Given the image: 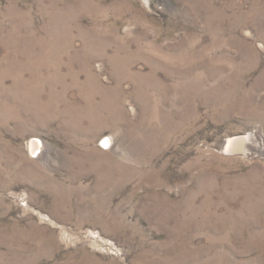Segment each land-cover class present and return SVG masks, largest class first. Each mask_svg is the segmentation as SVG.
<instances>
[{
    "label": "rangeland",
    "instance_id": "1",
    "mask_svg": "<svg viewBox=\"0 0 264 264\" xmlns=\"http://www.w3.org/2000/svg\"><path fill=\"white\" fill-rule=\"evenodd\" d=\"M0 61V264H264V0H0Z\"/></svg>",
    "mask_w": 264,
    "mask_h": 264
},
{
    "label": "bare ground",
    "instance_id": "2",
    "mask_svg": "<svg viewBox=\"0 0 264 264\" xmlns=\"http://www.w3.org/2000/svg\"><path fill=\"white\" fill-rule=\"evenodd\" d=\"M71 32V31H70ZM55 33V32H54ZM69 33V32H68ZM59 35V34H58ZM84 36V35H83ZM90 36V35H89ZM69 41V40H68ZM90 41V40H89ZM96 41V40H95ZM101 41V40H100ZM46 42V41H45ZM55 42V41H54ZM99 42V41H98ZM103 43V42H102ZM101 43V44H102ZM35 44V43H34ZM48 44V43H47ZM88 44V43H87ZM95 45H97L96 44V42L94 43ZM100 44V43H99ZM72 45V44H71ZM70 45V46H71ZM89 45V44H88ZM94 45V46H95ZM103 45V44H102ZM56 46V45H55ZM59 46V45H58ZM97 46H99V45H97ZM90 47V46H89ZM93 47V46H92ZM104 47V46H103ZM19 48V47H18ZM87 48V47H86ZM120 48V47H119ZM129 49H131L130 47H128ZM127 48V49H128ZM60 49V48H59ZM93 49V48H92ZM100 49H101V46H100ZM73 50V49H72ZM34 51V50H33ZM53 51H54V49H53ZM89 51V50H88ZM92 51V50H91ZM93 51H94V49H93ZM96 51V50H95ZM105 51V50H104ZM52 52V51H51ZM64 52V51H63ZM74 52V51H73ZM97 52H100V50L99 51H97ZM102 52V51H101ZM120 52H121V50H120ZM123 52V51H122ZM121 52V53H122ZM127 52H131L132 53V50L131 51H127ZM140 52V51H139ZM59 53V52H58ZM65 53V52H64ZM120 53V54H121ZM56 54V53H55ZM60 54V53H59ZM83 54V53H82ZM91 54V53H90ZM52 55H53V53H52ZM62 55V54H61ZM119 55V54H118ZM126 55H127V53H126ZM59 56V55H58ZM104 56V55H103ZM122 56V55H121ZM174 56V55H173ZM55 57H57V56H55ZM90 57V56H89ZM114 57H116V55L114 56ZM177 57V56H176ZM46 58V57H45ZM108 58V57H107ZM111 58V57H110ZM118 58V57H117ZM122 58V57H121ZM123 58H125V57H123ZM122 58V59H123ZM128 58V57H127ZM170 58V57H169ZM169 58H168V60H169ZM177 59V58H176ZM48 60V59H47ZM53 60V59H52ZM56 60V59H55ZM57 60H59V59H57ZM83 60V59H82ZM87 60V59H86ZM119 60V59H118ZM148 60V59H147ZM174 60H175V58H174ZM54 61V60H53ZM60 61H62V60H60ZM60 61H58V62H60ZM74 61V60H73ZM115 61V60H114ZM123 61V60H122ZM178 61V60H177ZM1 62V61H0ZM29 62V61H28ZM63 62H64V60H63ZM113 61H111L110 62V64L112 63ZM126 62V61H125ZM124 62V63H125ZM62 63V62H61ZM117 63V62H116ZM127 63V62H126ZM54 64V63H53ZM57 64V63H56ZM67 64V63H66ZM88 64V63H87ZM86 64V65H87ZM95 64V63H94ZM113 64V63H112ZM129 64V63H128ZM127 64V65H128ZM176 64V63H175ZM85 65V64H84ZM86 65H85V67H86ZM114 65V64H113ZM120 65V64H119ZM46 66V65H45ZM69 66V65H68ZM117 66V65H116ZM151 66V65H150ZM55 68H56V66H54ZM70 67V66H69ZM95 67V66H94ZM110 67H111V65H110ZM114 67V66H113ZM118 67V66H117ZM121 67V66H120ZM119 67V68H120ZM122 67H124V66H122ZM129 67V66H128ZM39 68V67H38ZM62 68V67H61ZM60 68V69H61ZM66 68V67H65ZM68 68V67H67ZM73 68V67H72ZM102 68V67H101ZM125 68H127V67H125ZM5 69V68H4ZM24 69V68H23ZM40 69V68H39ZM48 69V68H47ZM57 69V68H56ZM85 69V68H84ZM114 69V68H113ZM124 69V68H123ZM130 69V68H129ZM68 70V69H67ZM66 70V71H67ZM131 70H133L132 69V67H131ZM32 71V70H31ZM63 71V70H62ZM71 71V70H70ZM69 71V72H70ZM91 71H92V69H91ZM99 71V70H98ZM117 71V70H116ZM115 71V72H116ZM121 71H123V70H121ZM120 71V72H121ZM129 71V70H128ZM74 72V71H73ZM72 72V73H73ZM81 72V71H80ZM113 72H114V70H113ZM112 72V73H113ZM136 72V71H135ZM58 73L59 72H57L56 74H54L53 75V80L54 81H56V82H54V86L52 85V88H51V90L50 91H52L51 93H53V92H58L59 91V93H57V94H54V97H52V98H55L53 101H52V104H55L56 103V101L57 100H59V98H60V93L61 92H63L62 90L64 89V88H66L65 87V85L62 83L63 81V78L62 77H59L60 75H58ZM61 73V72H60ZM96 73V72H95ZM128 73V72H127ZM65 74H66V72H65ZM64 74V75H65ZM68 74V73H67ZM71 74V73H70ZM83 74H85V73H83ZM91 74V73H90ZM121 74V73H120ZM119 74V75H120ZM125 74V73H124ZM98 75H99V73L97 74V77H98ZM114 75V74H113ZM130 75H132V76H134V78H136L137 76H139V73H131L130 72ZM49 76V75H48ZM52 76V75H51ZM63 76V75H62ZM77 76V75H76ZM125 77H126V75H124ZM47 77V76H46ZM68 77V76H67ZM96 77V78H97ZM1 78V77H0ZM52 78V77H51ZM70 78H72L71 76H70ZM74 78V77H73ZM79 78V77H78ZM92 78V77H91ZM129 78V77H128ZM2 79V78H1ZM48 79H50V78H48ZM68 79V78H67ZM98 79H99V77H98ZM125 79V78H124ZM18 80V79H17ZM47 80V79H46ZM52 80V81H53ZM69 80V79H68ZM77 80V79H76ZM91 80V79H90ZM90 80H89V82H90ZM133 80V79H132ZM49 81V80H48ZM47 81V82H48ZM79 81V80H78ZM86 80H84V82H85ZM19 82V81H18ZM67 82V81H66ZM71 82V81H70ZM81 82H83V81H81ZM88 82V84H90ZM75 83V82H74ZM137 83V82H136ZM139 83V82H138ZM32 84V83H31ZM50 84V83H49ZM49 84H47V85H49ZM57 84V85H56ZM68 84V83H67ZM97 84H98V82H97ZM101 84V83H100ZM141 84V83H140ZM38 85V84H37ZM40 85V84H39ZM61 87V89L60 90H58V87L59 86ZM69 85V84H68ZM80 85V84H79ZM85 85H86V83H85ZM95 85V84H94ZM102 85V84H101ZM136 85V84H135ZM8 86V85H7ZM36 86V85H35ZM67 86V85H66ZM70 86V85H69ZM89 86V85H88ZM91 86H93L92 84H91ZM142 86V85H141ZM41 87V86H40ZM40 87H39V89H40ZM46 87V86H45ZM57 87V88H56ZM74 87V86H73ZM95 87V86H94ZM94 87H92V89L91 90H94ZM143 87V86H142ZM43 88V87H42ZM41 88V89H42ZM69 88V87H68ZM83 88V87H82ZM85 88H86V86H85ZM84 88V89H85ZM100 89V87L99 86H96L95 87V92H96V90L97 89ZM102 88V87H101ZM106 88V87H105ZM120 88V87H119ZM137 88V87H136ZM35 89V88H34ZM44 89V88H43ZM67 89V88H66ZM70 89V88H69ZM79 89V88H78ZM87 89V88H86ZM98 89V90H99ZM4 90V89H3ZM76 90H77V88H76ZM91 90H89V92H91ZM113 90V89H112ZM119 90V89H118ZM13 91V90H12ZM35 91H38V90H35ZM49 91V90H48ZM65 91V90H64ZM87 91H88V89H87ZM86 91V92H87ZM45 92V91H44ZM67 92V91H66ZM77 92V91H76ZM83 92V91H82ZM81 92V93H82ZM98 92V91H97ZM120 92V91H119ZM12 93V92H11ZM41 93V92H40ZM39 93V94H40ZM48 93H50V92H48ZM72 93V92H71ZM80 93V92H79ZM80 93V94H81ZM94 93V92H93ZM101 93V92H100ZM121 93V92H120ZM17 94V93H16ZM38 94V93H37ZM36 94V95H37ZM64 94V93H63ZM84 94V93H83ZM90 94V95H89ZM88 95V97H87V99H85V100H87L88 102L86 103V106L85 107H83L84 109L82 110V109H80V110H78V111H74L76 114L75 115H73V116H69V117H71V119L69 120V123L71 122V125H79L77 128L78 129H81V128H83L82 127V125H83V121L84 120H87V121H89V122H94V124L95 123H99V124H105L108 120H107V116H104L103 115V109L104 108H107L108 107V104L106 103V101H104V100H102L101 102H100V104H96L95 102H94V98H93V95H92V93H89ZM19 95V94H18ZM33 95H35V94H33ZM69 95V94H68ZM73 95V94H72ZM76 95V94H75ZM85 95V94H84ZM83 95V96H84ZM17 96V95H16ZM23 96V95H22ZM64 96V95H63ZM66 96V95H65ZM80 96V95H79ZM82 96V95H81ZM111 96V95H110ZM15 97V96H14ZM67 97V96H66ZM102 97V96H101ZM120 98H121V96H119ZM76 98V97H75ZM74 98V99H75ZM78 98V97H77ZM76 98V99H77ZM85 98V97H84ZM83 98V99H84ZM118 98V97H117ZM33 99H35L34 97H33ZM72 99V98H71ZM39 100V99H38ZM51 100V99H50ZM66 100H67V98H66ZM35 101V100H34ZM61 100H59V102H60ZM109 101V100H108ZM58 102V101H57ZM75 102V101H74ZM73 102V103H74ZM77 102V101H76ZM84 101L81 99V101L80 102H78L79 104H81V103H83ZM117 102V101H116ZM115 102V103H116ZM22 103V102H21ZM34 103V102H33ZM37 103H39V102H37ZM63 103H65V102H63ZM62 103V104H63ZM57 105V104H56ZM55 105V106H56ZM75 105V104H74ZM116 107H114V108H112L111 109V114H118L119 112H120V107L121 106H118L117 104H114ZM43 106H44V108H43ZM43 106H41L44 110H45V105L43 104ZM47 106H49V105H47L46 104V107ZM62 106V105H61ZM70 106V105H69ZM80 106V105H79ZM99 106H100V108H99ZM63 107V106H62ZM74 107V106H73ZM72 107V108H73ZM39 108H40V106H39ZM53 108V107H52ZM65 108V107H64ZM69 108V107H68ZM71 109V108H70ZM75 109H77V108H75ZM74 109V110H75ZM78 109H79V107H78ZM56 110V109H55ZM61 110V109H60ZM66 110H68V112H69V109H67L66 108ZM110 110V109H109ZM54 111V110H53ZM64 111V110H63ZM103 111V112H102ZM48 112H50L51 113V111H48ZM56 112V111H55ZM68 112L66 111V113L68 114ZM73 112V113H74ZM47 113V112H46ZM54 113V112H53ZM59 113V112H58ZM65 113V111H64V114H66ZM107 113H108V111H107ZM62 114V113H61ZM110 114V115H111ZM121 114V113H120ZM124 114V113H123ZM18 115V114H17ZM107 115V114H106ZM59 116H61V115H59ZM64 116V115H63ZM68 116V115H67ZM39 117V116H38ZM53 117V116H52ZM56 117V116H55ZM66 117V116H65ZM113 118V117H112ZM61 120V119H60ZM113 120V119H112ZM47 121V120H46ZM57 121V120H56ZM63 121V120H62ZM114 121V120H113ZM45 122V121H44ZM43 122V123H44ZM86 122V121H85ZM64 123V122H63ZM62 123V124H63ZM116 123V122H115ZM93 124V123H92ZM108 124H109V122H108ZM2 125V124H1ZM64 125H66V124H64ZM89 125V124H88ZM97 125V124H96ZM86 126V125H85ZM94 126V125H93ZM68 127V126H67ZM72 127V126H71ZM70 127V128H71ZM98 127V126H97ZM105 127H107V126H105ZM88 128H89V126H88ZM74 130V129H73ZM76 130V129H75ZM81 130H83V129H81ZM78 131V130H77ZM91 131V130H90ZM84 133V132H83ZM85 133H86V131H85ZM76 134V133H75ZM247 140H248V136H244V137H235V135L233 136V137H230L229 139H228V141H227V145H226V151H228V152H242V154L243 155H245V156H254L253 155V151L252 152H250L247 148H246V146H245V144L247 143ZM107 141H109V140H104L103 141V144L104 143H108ZM111 143V142H110ZM29 146H30V152H32V153H35L36 151H37V149L39 148V146H40V142L38 141V140H35V139H32L31 141H30V143H29ZM28 146V147H29ZM41 149V148H40ZM37 155V154H36ZM98 157V156H97Z\"/></svg>",
    "mask_w": 264,
    "mask_h": 264
}]
</instances>
